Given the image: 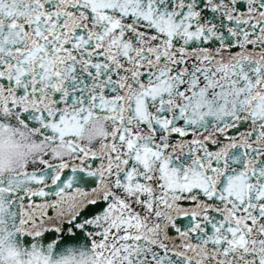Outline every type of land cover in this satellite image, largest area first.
I'll use <instances>...</instances> for the list:
<instances>
[{
	"label": "snow or ice",
	"instance_id": "6c2138e0",
	"mask_svg": "<svg viewBox=\"0 0 264 264\" xmlns=\"http://www.w3.org/2000/svg\"><path fill=\"white\" fill-rule=\"evenodd\" d=\"M0 264H264V0H0Z\"/></svg>",
	"mask_w": 264,
	"mask_h": 264
}]
</instances>
